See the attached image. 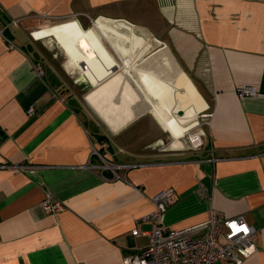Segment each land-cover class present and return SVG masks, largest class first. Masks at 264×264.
<instances>
[{"label":"crops","instance_id":"obj_1","mask_svg":"<svg viewBox=\"0 0 264 264\" xmlns=\"http://www.w3.org/2000/svg\"><path fill=\"white\" fill-rule=\"evenodd\" d=\"M0 26V264H121L164 188V225L241 215L264 264V0H0ZM173 114L202 149L172 145Z\"/></svg>","mask_w":264,"mask_h":264},{"label":"built area","instance_id":"obj_2","mask_svg":"<svg viewBox=\"0 0 264 264\" xmlns=\"http://www.w3.org/2000/svg\"><path fill=\"white\" fill-rule=\"evenodd\" d=\"M3 28L0 26V35ZM30 32L34 40L40 39ZM16 46L9 42V48ZM33 69L39 75L44 71L40 63H34ZM237 95L243 97L252 95L255 90L250 86H238ZM27 114H33V108L27 109ZM210 114H198L199 124L206 123ZM181 137L191 150L204 147L202 130H187ZM107 143H100V148H106ZM100 148H93V155L103 162V170H113ZM176 200L173 188H164L152 198L154 209L136 222L152 225L148 233V244L141 250L123 257L121 264H217L226 260L233 264H243L256 250V230L250 226L243 216L227 218L211 210L208 220L193 226L174 229L162 223L166 209ZM59 202L45 200L42 208L47 213L57 214L61 210ZM132 235H138V228L132 230Z\"/></svg>","mask_w":264,"mask_h":264},{"label":"bare ground","instance_id":"obj_3","mask_svg":"<svg viewBox=\"0 0 264 264\" xmlns=\"http://www.w3.org/2000/svg\"><path fill=\"white\" fill-rule=\"evenodd\" d=\"M37 30H34V32ZM34 34V33H33ZM191 116L197 117L198 114L191 113ZM168 132L172 137V145L178 142V138L190 128L186 127L185 119L180 118L177 114L171 115L170 121L167 124Z\"/></svg>","mask_w":264,"mask_h":264},{"label":"rangeland","instance_id":"obj_4","mask_svg":"<svg viewBox=\"0 0 264 264\" xmlns=\"http://www.w3.org/2000/svg\"><path fill=\"white\" fill-rule=\"evenodd\" d=\"M44 23V25H47L48 23H46V22H43ZM49 25V24H48ZM44 44L47 46V47H49V48H58V50L60 49V47L58 46V44L55 42V40L53 39V38H48V39H46L45 41H44ZM81 73H78L73 79H72V82H73V80L76 78V77H79V75H80ZM83 81H84V83H83V85L82 86H84V85H88V82L86 81V79L84 78L83 79ZM75 85V84H74ZM82 86H80V88H82V90H80V93L81 94H83L84 92H87V91H90V89L89 90H83V87ZM103 127V126H102ZM103 129L107 132V129L105 128V127H103Z\"/></svg>","mask_w":264,"mask_h":264},{"label":"water","instance_id":"obj_5","mask_svg":"<svg viewBox=\"0 0 264 264\" xmlns=\"http://www.w3.org/2000/svg\"><path fill=\"white\" fill-rule=\"evenodd\" d=\"M50 38V37H49ZM46 39H48V38H46ZM45 39V40H46ZM44 40V41H45ZM85 77L82 75V74H80L79 75V77H76L74 80H73V83L74 84H76V85H78V86H82L83 85V83H84V81H83V79H84ZM87 81V80H86ZM88 82V81H87ZM83 87V90H89L90 88H92L91 87V85L88 83V85H84V86H82ZM91 90V89H90Z\"/></svg>","mask_w":264,"mask_h":264}]
</instances>
